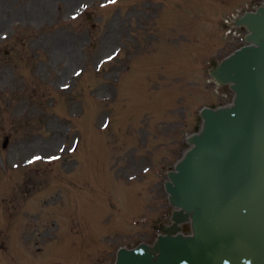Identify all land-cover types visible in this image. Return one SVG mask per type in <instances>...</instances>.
<instances>
[{
	"label": "rangeland",
	"instance_id": "1",
	"mask_svg": "<svg viewBox=\"0 0 264 264\" xmlns=\"http://www.w3.org/2000/svg\"><path fill=\"white\" fill-rule=\"evenodd\" d=\"M258 1L0 0V264L155 239L166 169L230 99L206 80L241 44L222 21Z\"/></svg>",
	"mask_w": 264,
	"mask_h": 264
},
{
	"label": "water",
	"instance_id": "2",
	"mask_svg": "<svg viewBox=\"0 0 264 264\" xmlns=\"http://www.w3.org/2000/svg\"><path fill=\"white\" fill-rule=\"evenodd\" d=\"M236 24L252 43L212 70L236 92L234 105L203 109V128L167 182L181 209L154 246L123 249L117 264H264V3ZM189 221L194 234H182Z\"/></svg>",
	"mask_w": 264,
	"mask_h": 264
},
{
	"label": "snow or ice",
	"instance_id": "3",
	"mask_svg": "<svg viewBox=\"0 0 264 264\" xmlns=\"http://www.w3.org/2000/svg\"><path fill=\"white\" fill-rule=\"evenodd\" d=\"M111 2H115V0H111ZM55 158V157H54ZM36 159H39V157H36Z\"/></svg>",
	"mask_w": 264,
	"mask_h": 264
},
{
	"label": "bare ground",
	"instance_id": "4",
	"mask_svg": "<svg viewBox=\"0 0 264 264\" xmlns=\"http://www.w3.org/2000/svg\"><path fill=\"white\" fill-rule=\"evenodd\" d=\"M71 4V3H70Z\"/></svg>",
	"mask_w": 264,
	"mask_h": 264
}]
</instances>
